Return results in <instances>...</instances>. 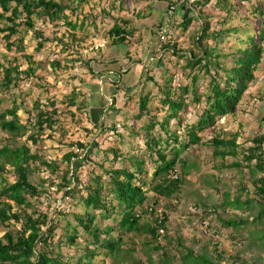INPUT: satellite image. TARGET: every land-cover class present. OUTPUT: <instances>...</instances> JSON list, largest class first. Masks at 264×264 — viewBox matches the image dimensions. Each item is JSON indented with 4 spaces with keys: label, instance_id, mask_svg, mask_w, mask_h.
<instances>
[{
    "label": "trees",
    "instance_id": "obj_1",
    "mask_svg": "<svg viewBox=\"0 0 264 264\" xmlns=\"http://www.w3.org/2000/svg\"><path fill=\"white\" fill-rule=\"evenodd\" d=\"M153 1L166 3L167 17L152 26V28L158 27L157 32L150 28L149 33L153 35L168 30L165 41L160 45L157 44L156 50L161 52V56L154 65L161 63L169 51L168 54L185 61L181 70L190 84L180 83L177 88L172 87L174 76H171L162 87L154 81V86L158 90L156 97L152 95V92L139 97L138 113L135 119H141L145 114H150L148 103L154 98H157L160 104L156 106V111H164L165 117L158 121L155 114L150 115L143 129L145 151L141 154H128L113 148L110 150L113 153V162L110 169L103 170L106 180H102V176L99 175L93 176L90 172L88 179L82 181L79 175L82 158H79V155L73 152L74 150L68 151L56 160H49L44 157L40 148L36 152H31L27 143L16 145L17 135L21 137L26 133L25 125L20 123L17 115L19 109H23L28 114L27 123L34 129L28 136L31 144L42 140L40 137L47 129L53 131L57 124L55 118L57 111L50 98H46L47 103H45L50 106L49 108L40 104L39 99L33 100L30 107L23 101L17 103L16 96L20 97L21 93H12L11 88L18 87L21 82L33 76L40 66V63L33 60L31 54L22 53L27 66L24 70H21L14 59L6 65L0 64V91L8 95L6 98L0 97V129L2 132L9 133V138L0 147V230H2L0 264H96L94 260L100 256H106L105 258L109 260L107 263L104 259L101 264H154L152 253H159L160 264H172L176 260L175 257L170 256V245L173 239L166 233L168 232V216L161 214V219L155 217L158 211L157 201L153 200L154 196L147 197L144 189L148 187L156 197L172 198L180 191L187 173L185 167L188 166L180 159V154L190 145L199 144L202 141L200 133L214 128L218 119L235 113L243 94L255 80L254 71L260 64L264 52V19H262L264 0H255L258 5L256 4L255 8L252 7V10L261 18L259 31L249 35L244 41L238 38L242 47L233 54H225L224 49L219 45L228 39L231 33H237L238 30L235 27L211 30L210 18L201 22L192 39L193 48L188 51L183 52L177 48L174 39L169 35L172 33L170 25L171 28L177 27L185 33L195 18L200 20V17L195 16L196 9L211 4L213 0ZM214 1V6L230 14L231 4L228 0ZM73 2L80 5L84 0H0V42H4L7 51L14 49L15 52L21 53L25 49L24 38L30 32L32 39L36 41V52L44 48L46 43L54 40L66 49L67 45L61 39L44 36V30L36 29L34 18L41 19L45 24L50 22L54 27H58V21L63 20L64 24L75 29L73 24L66 22L68 17L65 14L67 10L75 11L70 6ZM178 6L186 16L182 18L183 20L181 17H173L172 23L170 18L174 16ZM171 7L174 10L170 16L168 13ZM233 8L238 12V8ZM220 22L225 24L226 20H218V23ZM108 35L114 38L113 46L124 50L131 38L136 37L138 42L141 41L138 28L121 17L115 19ZM158 38L159 34L157 41ZM152 55H155V52ZM226 58L231 59V65L227 66ZM50 66L56 69L60 67V64L58 61H52ZM196 71H202L203 76L209 79L204 92L198 90V80L202 77ZM98 77H103L101 72ZM118 77V81H122L119 75ZM148 80L153 81V78L150 77ZM9 96L12 99L11 105L3 107V102ZM76 97V94L72 92V96L67 98L66 105L76 106ZM100 100L104 101L103 98ZM114 101L111 99V108L115 107ZM202 101L205 107L201 109L197 118L191 124L187 121L184 124L185 115L179 112L182 111L185 114L189 107H196ZM84 106L82 103L77 104V108L81 110ZM172 120L176 126L175 130L170 128ZM98 121L93 123L94 127L102 126ZM157 126L158 130L154 131ZM181 129L188 135L186 144H181L180 137L177 135V131ZM158 131L164 133L165 137ZM238 137L237 133L231 134L227 139L217 135L204 143L213 145L215 157L222 160L227 157L237 159L228 168H237L242 171L241 168L244 167L249 170L250 178L253 179L252 185L255 186V194L259 196V199L254 201L258 209L251 222L263 223L264 176L255 179V174L264 173V133L254 138L253 146L247 148L240 161L237 158ZM9 142L15 146H10ZM73 146L84 150L85 155L90 153V149L85 148L82 142H76L71 145ZM145 160L150 161L154 166L150 183L146 179L147 162ZM117 161L123 163L116 167ZM62 163L69 169H61L59 165ZM75 163H79L80 166ZM177 164L182 167L179 174L176 170ZM43 171L55 178H40L37 182L35 175ZM5 174H13L14 181L7 182L4 178ZM236 185L238 194L230 199V194L224 193V204L242 212L254 209L251 205L252 200L247 197L244 184ZM50 189H54L55 200L52 201L54 203L52 212L57 217L56 220L53 218L54 215L50 216L49 212L40 211L34 205L35 201L46 196ZM244 192L246 198L242 200L241 195ZM80 208L82 210H79ZM146 214L153 216V225L148 222L141 223L142 217ZM98 220L99 222L111 221V223L106 222L102 225L98 223ZM248 223V220L241 218L221 221L222 225L234 229L240 228L241 225L247 226ZM12 227L14 229H11ZM162 229L165 233L160 236L159 230ZM58 230H60L59 233ZM81 235H83L82 244H78V238ZM141 235H144L143 244L146 247L143 256L146 262L133 256V247L123 248L125 236L130 237V242L133 243V238ZM160 238L166 241L165 246L157 242ZM76 247L80 249L75 250L68 257L65 255V248L68 250ZM217 247V243H214L212 248V255L216 258L214 261L206 253L197 254L192 249L184 247L181 239L177 241L174 248L182 250L179 256L180 264L229 262V258L224 257ZM231 263L245 264L244 261L239 263L237 257L229 264Z\"/></svg>",
    "mask_w": 264,
    "mask_h": 264
},
{
    "label": "rangeland",
    "instance_id": "obj_2",
    "mask_svg": "<svg viewBox=\"0 0 264 264\" xmlns=\"http://www.w3.org/2000/svg\"><path fill=\"white\" fill-rule=\"evenodd\" d=\"M167 1L169 0L164 2ZM214 2L213 0L211 4L196 9L195 16L200 17V20L195 18L185 33L177 27L176 29L171 28L170 25L172 33L169 35L174 39L177 48L183 52L193 48L192 39L198 31L199 25L206 18H210L211 30L229 27H235L238 30L237 33H231V36L219 45L224 49L225 54L235 53L239 47H242L240 40L244 41L249 35L259 31L261 18L257 12L252 10V7L255 8L256 4L258 5L257 1L228 0L231 4L230 14L214 6ZM70 6L75 11H65L68 17L66 22L73 24L75 29L64 24L63 20L58 21V27H54L50 22L45 24L41 19L34 18L36 29L44 30V36L61 39L67 45L66 49L61 43L54 40L46 43L44 48L36 52V41L32 39L30 32L24 38L25 49L21 53L15 52L14 49L7 51L4 42H0V64L6 65L14 59L21 70H24L27 66L22 53L31 54L33 60L40 63L33 76L21 82L18 87L11 88L12 93H21L20 97L16 96L17 103L23 101L31 107L33 100L39 99L40 104L49 108L50 106L45 103H47L46 98H50L57 111L55 117L57 124L53 131L47 129L40 137L42 140L38 139V143L31 144L28 136L34 129L27 123L28 114L23 109H19L17 115L20 118V123L25 125L26 133L21 137L17 135L16 145L27 143L31 152H36L40 148L41 153L49 160H56L68 151L74 150L73 152L82 158V167L79 170L82 181L88 179L90 172L93 176L99 175L102 176V180H106L103 170L110 169L113 162V153L110 150L113 148L128 154H141L145 151L143 129L150 115L155 114L158 121L165 117L164 111H156V106H160V104L157 98H154L148 103L150 114H145L141 119H135L138 113L139 97L148 92H152L155 97L158 95L154 81L162 87L166 80H170V77L174 76L171 86L175 88L180 83L188 85L190 81L183 76L181 70L185 61L168 54L169 51L161 63L154 65L161 56V52L156 50L158 49L157 37L160 32L151 35L149 30L162 18L167 17L166 3L153 0H84L80 5L73 2L70 3ZM232 7L238 8V12ZM173 15L170 18L172 23L173 17L182 19L186 16L179 6ZM118 17L133 23L141 35L140 42L135 39L136 37L131 38L125 50L113 46L114 38L108 35ZM218 20H226V23H218ZM157 29L158 27H153L151 30L157 32ZM150 41L151 43H149ZM154 52L155 55H152ZM111 60L116 61L110 62ZM52 61H58L60 67L53 69L50 66ZM226 62L227 66L231 65L230 58H226ZM100 72L103 76L101 78L98 77ZM196 72L202 77L198 80V90L204 92L209 79L203 76L202 71ZM118 75L122 78L120 82ZM254 75L255 80L243 94L235 113L218 119L214 128L200 133L202 141L199 144L190 145L180 154V159L188 166L185 167L187 173L180 191L172 198L165 199L153 195L148 187L144 189L147 197L153 198L154 196L153 200L157 201L158 211L155 213V217L161 219V214L168 216V232L166 233L173 239V243L170 245V256L176 259L172 264H180L179 256L182 247L178 248L179 250L174 248L179 239L182 240L184 247L192 249L197 254L206 253L213 261L216 258L212 255V248L213 244L217 243V249L223 253L224 257L229 258V262L222 261L221 264H229L235 257L238 258L239 263L244 261L245 264H264V221L263 223L251 222L258 209L254 201L259 199V196L255 194V186L252 185L251 174L244 167L241 168L242 171L237 168H228L237 159L227 157L222 160L215 157L213 145L204 143L217 135L227 139L231 134L237 133L239 135L237 158L240 161L247 148L253 146L254 138L264 133V52ZM150 77L153 78V81L148 80ZM72 92L77 96L76 106L69 107L66 102L67 98L72 96ZM7 96L0 91V97L6 98ZM10 97L3 102V107L11 105ZM100 98H103L104 101H101ZM111 99L115 100L114 108L110 107ZM79 103L85 105L82 110L77 108ZM204 107L205 103L202 101L196 107H189L185 114L180 111L181 115H185L184 124L186 121L191 124ZM97 121L102 126L94 127L93 123ZM170 125L171 130L176 129L173 120ZM156 130H158V126L154 129V131ZM158 132L165 137L164 133ZM177 135L180 137L181 144L187 143L188 135L182 129L177 131ZM8 138L9 133L2 132L0 129V147ZM76 142H82L85 148L90 149V153L86 156L84 150L75 146L71 147ZM9 144L15 146L12 142ZM145 161L147 162L146 179L150 183L154 166L150 161ZM122 163V161H117L115 166L119 167ZM75 165L80 166L79 163H75ZM59 166L61 169H69L63 163ZM252 166H254V162H252ZM181 169V165L177 164L178 174ZM260 176L263 177L264 173L255 174V179ZM35 177L37 182L40 178H55L45 171ZM4 178L9 183L14 181L13 174H5ZM236 184H244L247 197L252 200L251 205L254 209L242 212L224 204V193H229L230 199L238 194ZM53 191L54 189H50L46 196L40 197L39 201L34 203L38 210L47 211L50 216L54 215L52 212L55 200ZM241 198L242 200L246 198L245 192L242 193ZM53 218L56 220L57 217L54 215ZM238 218L248 220V225H241L240 228L234 229L221 224V221ZM106 222L111 223V221L99 222L98 220V223L102 225ZM145 222L153 225V216L150 214L143 216L141 223ZM57 232L59 233L60 230ZM164 233L165 230L162 229L159 234L162 236ZM0 235H2V230H0ZM82 240L83 235L78 238V244H82ZM130 240V237H124L123 248L133 247V256L146 262V258L143 256L146 247L143 244L144 235L133 238V243ZM157 242L159 245H166V241L162 238ZM78 249L80 248L68 250L65 248L64 253L68 257ZM151 255L154 264H160L159 253ZM105 257L100 256L94 262L101 264L105 259L108 263L109 260Z\"/></svg>",
    "mask_w": 264,
    "mask_h": 264
},
{
    "label": "built area",
    "instance_id": "obj_3",
    "mask_svg": "<svg viewBox=\"0 0 264 264\" xmlns=\"http://www.w3.org/2000/svg\"><path fill=\"white\" fill-rule=\"evenodd\" d=\"M191 1H193V0H190V2ZM173 10H174V8L171 7L170 10H169V13H168L170 16L172 15V11ZM167 34H168V30L161 31L159 33V38H158V41H157L156 44H158V45L162 44L165 41V39L167 38ZM159 232H162V230H159Z\"/></svg>",
    "mask_w": 264,
    "mask_h": 264
}]
</instances>
